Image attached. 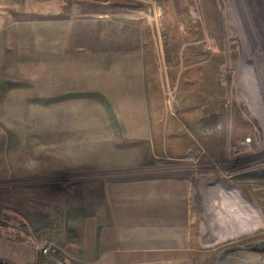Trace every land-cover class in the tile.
<instances>
[{
	"label": "rangeland",
	"instance_id": "374dc122",
	"mask_svg": "<svg viewBox=\"0 0 264 264\" xmlns=\"http://www.w3.org/2000/svg\"><path fill=\"white\" fill-rule=\"evenodd\" d=\"M68 2H42V13L34 16L65 19L83 9L134 18L142 26L146 90L55 94L66 81L69 87L80 84L75 75L55 76L58 70L68 67L75 74L89 67V74L104 75L105 63L85 67L70 60L65 66L47 52L32 53L48 48L43 25L39 33L35 26L21 36L17 29L0 28V264H28L33 256L32 264L65 262L69 218L87 199L91 182L164 173L203 178L214 172L229 173L226 178L248 195L247 232L209 247V237L200 242L195 229V264H264V0ZM80 95L96 102L79 108L66 102ZM141 100L151 107L138 108ZM146 115L147 124H122ZM106 117L117 120L113 127L121 133L137 132L138 139L152 132L151 155L144 156L149 142L143 148L121 142L122 150L138 154L134 160L115 168L81 163L76 155L95 149L91 141L79 140L86 135L80 129L88 127L77 121L96 120L89 124L96 129L92 126ZM212 214L202 215V224L212 223L215 233L237 234L235 221L220 226Z\"/></svg>",
	"mask_w": 264,
	"mask_h": 264
},
{
	"label": "crops",
	"instance_id": "0c3cea01",
	"mask_svg": "<svg viewBox=\"0 0 264 264\" xmlns=\"http://www.w3.org/2000/svg\"><path fill=\"white\" fill-rule=\"evenodd\" d=\"M42 2L45 5L53 3L58 6L69 3L68 0H0L1 30L14 28L21 36L26 29L31 31L35 26L39 33L43 25V29L49 31L48 48L34 49L32 53L47 52L54 59L65 61V66L71 60L78 61L79 65L85 67L87 62L91 65L97 63V67L98 63H101V67L105 63L108 69L104 75L100 72L97 76L88 73L92 71L88 66L76 68L75 74L68 67L61 72L58 70L55 76L75 75L79 77L80 84L69 87L66 81L64 90L55 88V94L61 91L100 94L113 91V87L115 90L124 87L144 93V32L134 18H116L81 9L75 12L77 15H67L65 19L50 15L46 21H40L34 15L42 13ZM76 3L83 5L90 2ZM51 10L53 9L50 7L48 11ZM57 10L54 8V12H51L57 13ZM113 75L116 76L112 80ZM106 76L108 80H103L107 79ZM80 96L72 97L74 102H66H70L74 108L96 102L90 100L92 98L89 95ZM138 102L141 104L135 103L137 106L134 107L139 105L138 108L144 110L151 107L149 101ZM107 103L111 108L115 107L111 101ZM114 120L116 119L106 117L105 120L98 121L97 126H92L97 127L96 129L89 125L96 120L77 121L88 127L80 129L86 130V135H82L79 140L91 141L95 149L76 155L82 158L81 163L104 164L107 168H115V165L122 162L134 160L138 154L130 152L128 147L122 150L121 142H137L142 148L145 142H149L144 156L151 155L149 151L152 146L150 142L153 141L152 132L144 133L138 139L137 132L118 131L113 127L117 124V120ZM149 122L151 117L146 115L142 118H125L122 124L143 125ZM70 124L76 125L75 121ZM228 174L220 172L217 175L214 172V175L200 178L186 173H164L125 179L113 177L101 182H91L88 185L90 191L84 195L87 199L69 218L71 231L65 242V252L62 253L64 264H195V229L200 230V242L205 240L203 236L209 237V247L232 237L241 238L247 232L249 198L243 194L241 187L226 178ZM210 212L220 226L229 227L235 221L239 228L236 230L237 234L227 235L219 231L215 233L211 228L212 223L205 220L202 224V215L207 214L210 217ZM33 257L28 264L35 262Z\"/></svg>",
	"mask_w": 264,
	"mask_h": 264
},
{
	"label": "built area",
	"instance_id": "2783aa9c",
	"mask_svg": "<svg viewBox=\"0 0 264 264\" xmlns=\"http://www.w3.org/2000/svg\"><path fill=\"white\" fill-rule=\"evenodd\" d=\"M43 252L48 253V247H44ZM58 262H59V264H64V262H62V261H58Z\"/></svg>",
	"mask_w": 264,
	"mask_h": 264
},
{
	"label": "bare ground",
	"instance_id": "6f19581e",
	"mask_svg": "<svg viewBox=\"0 0 264 264\" xmlns=\"http://www.w3.org/2000/svg\"><path fill=\"white\" fill-rule=\"evenodd\" d=\"M257 39H258V38H257ZM256 41H257V40H256ZM256 41H255V42H256ZM250 256H251V255H250ZM244 257H245V256H244ZM254 257H255V255H254ZM256 257H257V256H256ZM242 259H243V258H242ZM255 259H257V258H255Z\"/></svg>",
	"mask_w": 264,
	"mask_h": 264
}]
</instances>
